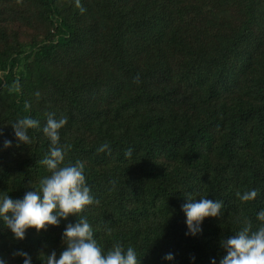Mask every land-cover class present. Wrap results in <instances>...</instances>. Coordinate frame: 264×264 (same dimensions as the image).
Returning a JSON list of instances; mask_svg holds the SVG:
<instances>
[{
  "label": "trees",
  "instance_id": "1",
  "mask_svg": "<svg viewBox=\"0 0 264 264\" xmlns=\"http://www.w3.org/2000/svg\"><path fill=\"white\" fill-rule=\"evenodd\" d=\"M80 4L83 13L75 0H0V197L23 199L50 174L42 129L48 113L64 115V164L85 166L99 204L80 215L105 254L121 243L139 264H220L221 241L245 218L255 231L264 210V0ZM26 116L40 127L17 147L11 126ZM104 143L110 153L98 151ZM252 189L254 201L238 198ZM188 194L223 203L195 236ZM79 218L28 229L22 241L0 220V259L59 258Z\"/></svg>",
  "mask_w": 264,
  "mask_h": 264
},
{
  "label": "clouds",
  "instance_id": "2",
  "mask_svg": "<svg viewBox=\"0 0 264 264\" xmlns=\"http://www.w3.org/2000/svg\"><path fill=\"white\" fill-rule=\"evenodd\" d=\"M75 4L82 13L85 11L80 0H75ZM18 88L17 84L16 89ZM29 107L25 105L26 109ZM67 122V116L61 115L56 118L55 113L47 114L42 131L50 141V146L48 155L40 163L46 166L50 174L40 181L38 189L27 191L23 199H12L9 195L0 197V220L11 230L14 239L22 241L28 229L34 228L39 233L47 230L49 226H59L61 219L67 220L69 216H79L76 223H68L63 232L65 248L59 258L53 251L50 255L44 256L46 264H139L135 250L131 246L125 250L121 243H115L105 254L94 239L91 225L84 216L80 215L87 206L94 202L99 204V201H94L90 194L83 162L64 164L70 145L60 144V130ZM11 127L19 147L21 144L31 143L29 130L38 129L40 123L26 116L18 119ZM2 134L0 132V135ZM4 147H12V141L5 140ZM98 151L110 153V147L104 143ZM125 155L130 157L132 149L129 148ZM257 195L255 189L237 193L242 202L254 201ZM222 207L221 201L201 197L197 202L193 194H188L187 202L182 205L188 229L186 235L195 236L201 232L200 225L204 219L220 217ZM257 220L260 225L255 231L252 230L251 221L245 218L244 226L237 234L221 241V247L226 251V255L221 259L220 264H264V210L258 213ZM14 255L22 256L24 264H31L28 253L17 251ZM164 259L172 260L173 255L168 253ZM0 264L5 262L0 259ZM212 264H215V260Z\"/></svg>",
  "mask_w": 264,
  "mask_h": 264
}]
</instances>
